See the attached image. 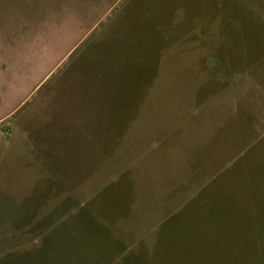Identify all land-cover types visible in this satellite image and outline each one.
Segmentation results:
<instances>
[{
    "label": "rangeland",
    "instance_id": "obj_1",
    "mask_svg": "<svg viewBox=\"0 0 264 264\" xmlns=\"http://www.w3.org/2000/svg\"><path fill=\"white\" fill-rule=\"evenodd\" d=\"M60 215L91 264H264V0H0V264Z\"/></svg>",
    "mask_w": 264,
    "mask_h": 264
},
{
    "label": "crops",
    "instance_id": "obj_2",
    "mask_svg": "<svg viewBox=\"0 0 264 264\" xmlns=\"http://www.w3.org/2000/svg\"><path fill=\"white\" fill-rule=\"evenodd\" d=\"M73 216H77V214H74ZM73 216H64L60 215L56 217V221L53 223L58 226V230H55V227L52 229V232L49 230L51 237H50V242H52V251H48V255L46 257V261L43 264H91L90 257L88 255V252L85 250V248H80L77 250L75 248H70L71 250L67 248L66 246L68 245L69 239L65 237L64 235L69 236V232L72 231L76 233L74 236H80L87 234V230L85 227L83 228H76L72 226L63 227L61 225L65 224H71V220H73ZM86 215L83 213L82 216H77V220H74L73 223H86ZM60 219L59 221H57ZM83 233V234H82ZM47 235V234H45ZM86 236L83 237L85 239ZM86 240V239H85ZM57 243H59V249L57 248ZM57 248V249H56Z\"/></svg>",
    "mask_w": 264,
    "mask_h": 264
},
{
    "label": "trees",
    "instance_id": "obj_3",
    "mask_svg": "<svg viewBox=\"0 0 264 264\" xmlns=\"http://www.w3.org/2000/svg\"><path fill=\"white\" fill-rule=\"evenodd\" d=\"M218 209H220V207Z\"/></svg>",
    "mask_w": 264,
    "mask_h": 264
}]
</instances>
